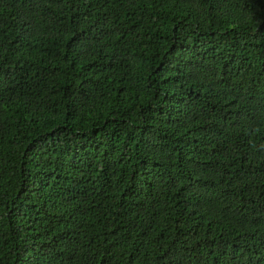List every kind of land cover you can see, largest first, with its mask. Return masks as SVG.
I'll use <instances>...</instances> for the list:
<instances>
[{
  "label": "trees",
  "instance_id": "trees-1",
  "mask_svg": "<svg viewBox=\"0 0 264 264\" xmlns=\"http://www.w3.org/2000/svg\"><path fill=\"white\" fill-rule=\"evenodd\" d=\"M0 264H264V0H0Z\"/></svg>",
  "mask_w": 264,
  "mask_h": 264
}]
</instances>
